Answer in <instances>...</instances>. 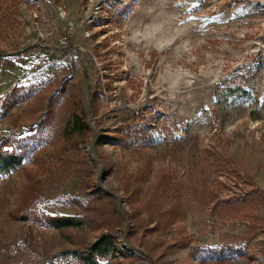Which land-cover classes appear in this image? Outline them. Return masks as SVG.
I'll use <instances>...</instances> for the list:
<instances>
[{"label": "rangeland", "instance_id": "1", "mask_svg": "<svg viewBox=\"0 0 264 264\" xmlns=\"http://www.w3.org/2000/svg\"><path fill=\"white\" fill-rule=\"evenodd\" d=\"M0 153V264H264V0H0Z\"/></svg>", "mask_w": 264, "mask_h": 264}, {"label": "trees", "instance_id": "2", "mask_svg": "<svg viewBox=\"0 0 264 264\" xmlns=\"http://www.w3.org/2000/svg\"><path fill=\"white\" fill-rule=\"evenodd\" d=\"M74 118H71V121L65 126V136L72 133H77L79 130L74 128ZM19 162V159L12 155H3L0 153V174L8 172L11 168H14ZM53 225L57 229L62 228H70L75 224L71 221V219H61V221L55 220L53 221ZM116 240L110 234H103L99 238L96 239L91 245H89L86 249H84L79 255L78 259L81 264H111L108 260L105 262H101L100 260H104L109 257L114 258L116 254V247L114 243Z\"/></svg>", "mask_w": 264, "mask_h": 264}]
</instances>
